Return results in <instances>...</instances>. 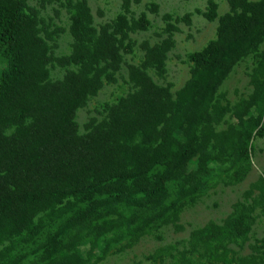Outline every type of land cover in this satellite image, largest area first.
I'll use <instances>...</instances> for the list:
<instances>
[{
    "label": "trees",
    "instance_id": "trees-1",
    "mask_svg": "<svg viewBox=\"0 0 264 264\" xmlns=\"http://www.w3.org/2000/svg\"><path fill=\"white\" fill-rule=\"evenodd\" d=\"M53 2L69 15L73 40L70 53L61 57L55 50L64 29L40 15ZM38 4L0 0V56L6 61L0 75V264H97L110 248L130 249L145 236L158 238L163 227L180 232L179 216L201 198L210 166L229 163V180H242L248 138L264 107V49L249 77L248 100L230 108L216 92L262 43L264 0H227L221 16L212 0L195 10L207 22L216 21V35L188 55L190 77L174 94L171 84L158 85L148 71L165 79L167 54L180 32L176 25L190 26L192 13L174 20L163 15L160 41H143L141 62L126 67L130 91L104 105L103 117L90 118L82 133L77 111L104 85L116 83L123 54L135 45L129 34L146 31L150 23L145 12L133 16L129 0H121V13L98 29L86 0ZM146 9L157 14L158 5ZM59 13L54 9V18ZM56 67L64 74L52 80ZM252 109L258 115L247 117ZM229 113L234 125L216 131ZM244 196L250 203L235 204L222 224L209 222L191 231L181 250L161 247L145 259L264 264V238L248 245L247 257L229 255L230 243L248 241L255 209L264 212V180ZM90 243L99 244V257H83L81 249ZM16 248L21 252L14 255Z\"/></svg>",
    "mask_w": 264,
    "mask_h": 264
},
{
    "label": "rangeland",
    "instance_id": "rangeland-1",
    "mask_svg": "<svg viewBox=\"0 0 264 264\" xmlns=\"http://www.w3.org/2000/svg\"><path fill=\"white\" fill-rule=\"evenodd\" d=\"M129 1L133 16L137 18L140 13L145 12L150 25L146 31H136L129 34V38L134 41L135 45L132 47L130 54H123V64L118 74H116V83L104 85L98 94L88 101L85 108L77 111L76 122L79 125L81 133L84 132L83 126L90 118L94 117L100 120L103 117V114L101 115L100 113H102L104 105L115 103L120 97L125 96L130 91V85L127 83L126 67L130 64L138 65L141 62L143 52L140 50L139 45L143 41H148L150 45L160 41L161 38L157 34L161 33L165 25L162 20L163 15L169 14L174 20L186 13H192L190 26H186L184 23L176 25L180 32L174 34L175 46L167 54L165 79H158L152 70L148 71L149 75L158 85L171 84V92L173 94L181 89L190 77L188 55L201 50L209 41L215 39L216 21L209 23L201 16L195 14V10L203 11L205 9L208 0ZM212 1L218 5L219 16L228 11L227 0ZM249 1L255 2L258 0ZM38 2L39 0H27V4L31 7H38ZM86 2L93 17L92 25L96 29L100 25L112 21L121 13V0H86ZM152 3L158 5L157 14H152L146 9V6ZM54 9H58L60 12L57 19L54 18ZM98 11L102 12V16L99 17L97 15ZM40 15L46 20L53 18L54 23L64 29V32L57 39L55 56L68 55L73 41L69 33V15L54 2L46 5ZM260 38H262V43L258 45V50L255 53L251 52L245 55L232 68L231 72L218 87L216 98L219 99L222 105L227 103L231 108L240 100H248L251 95L253 89L249 84V77L259 60V53L264 49L263 32ZM5 69L6 61L0 56V75ZM50 72L52 80L61 79L64 74V71L57 67ZM221 95L223 96L222 98L220 97ZM261 108L263 111L260 125L252 133L251 137L248 138V160L247 164H243L246 170L240 182L233 183L229 180V163L210 166V172L201 180L202 184L204 183L201 198L192 207L184 208L179 216L178 223L183 228L180 232H174L171 226L163 227L159 230L158 238L145 236L130 249H122L120 245L110 248L103 257H100L97 264H151L145 257L153 254L157 249L178 245V248L181 250L185 247V242L188 240L191 231L202 228L209 222L220 225L233 212L235 204H249L250 200L245 199V192L259 178L264 180V107ZM257 115L258 111L252 109L246 116L253 118ZM234 123L235 121L231 119L229 113L214 128L216 131H222L228 125H234ZM236 134L238 135L239 133ZM253 215H257L258 218L251 226L248 241L241 242L238 240L237 244L230 243L227 247L230 256L234 253L238 257H247L251 253L248 245L253 244L254 240L264 238V212L258 207L255 209ZM98 245L95 246L94 243L84 245V248L81 249L83 257L86 258L88 254L99 257ZM19 252H21V248H16L14 255H17Z\"/></svg>",
    "mask_w": 264,
    "mask_h": 264
}]
</instances>
